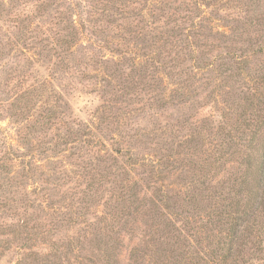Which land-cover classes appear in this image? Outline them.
<instances>
[{
  "label": "rangeland",
  "instance_id": "1",
  "mask_svg": "<svg viewBox=\"0 0 264 264\" xmlns=\"http://www.w3.org/2000/svg\"><path fill=\"white\" fill-rule=\"evenodd\" d=\"M261 118L264 0H0V264H218Z\"/></svg>",
  "mask_w": 264,
  "mask_h": 264
},
{
  "label": "trees",
  "instance_id": "2",
  "mask_svg": "<svg viewBox=\"0 0 264 264\" xmlns=\"http://www.w3.org/2000/svg\"><path fill=\"white\" fill-rule=\"evenodd\" d=\"M260 112L259 114H261ZM259 120L257 128L252 132V137L248 141L249 153L245 159L247 162L245 179L238 187L234 203H230L234 206L236 213L231 223V238L227 242L218 243V247H222V249L218 248L214 256L218 264H234L236 255L232 254L237 235L243 237L244 233L249 234L248 226L244 227L247 217H251L259 208L260 211L264 210V133L261 134L264 130V118ZM260 134L261 139L257 144V137ZM225 208L227 209V205ZM221 214H226V210H223ZM240 245L237 243L236 247H240Z\"/></svg>",
  "mask_w": 264,
  "mask_h": 264
}]
</instances>
